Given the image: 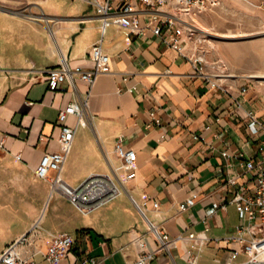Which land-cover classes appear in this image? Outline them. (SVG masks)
Masks as SVG:
<instances>
[{
  "label": "crops",
  "instance_id": "obj_1",
  "mask_svg": "<svg viewBox=\"0 0 264 264\" xmlns=\"http://www.w3.org/2000/svg\"><path fill=\"white\" fill-rule=\"evenodd\" d=\"M97 41L109 55V71L97 74L91 85L74 76L73 83L47 87L45 69L61 59L91 69L88 49ZM228 82L231 94L193 75L191 61L150 31L127 35L109 24L101 34L100 20L85 1L0 0V251L38 221L41 251L49 233L73 237L70 253L56 264H76L84 256L97 264H129L142 249H154L151 223L168 237L203 231L207 239L200 246L179 239L155 253L150 264L223 263L231 247L224 237L238 222L229 209L238 218L236 208L226 204L201 218L223 194V178L241 172L242 158L255 150L246 109L264 120L262 98L244 75ZM79 97L86 98L84 123L73 114L65 118L75 130L60 176L76 186L90 174L105 173L122 187L85 213L63 194L50 192L34 173L41 155L58 147V110ZM150 111L160 125L150 122ZM118 137L136 153L135 174L127 180L117 168ZM193 191L194 203L179 210ZM41 251L33 254L35 264L45 263Z\"/></svg>",
  "mask_w": 264,
  "mask_h": 264
},
{
  "label": "built area",
  "instance_id": "obj_2",
  "mask_svg": "<svg viewBox=\"0 0 264 264\" xmlns=\"http://www.w3.org/2000/svg\"><path fill=\"white\" fill-rule=\"evenodd\" d=\"M90 4L96 17L100 20L101 34L106 26L115 24L123 28L126 34H144L150 31L160 41L172 47L178 55L191 61L193 75H198L211 86L218 87L231 94L232 88L228 79L232 73L227 71L224 64L217 58L208 61L205 59L199 43L203 34L197 22V15L207 7L217 5L221 0H82ZM88 55L93 61L91 69H84L80 65L70 67L65 59L58 65L45 69L47 87L51 90L60 86L64 80L73 83V77L78 76L91 85L101 72L109 71V55L102 49L100 41L93 43L88 49ZM247 85H241L240 91H245ZM234 97V96H233ZM237 101V98L234 97ZM264 104V100H262ZM237 106L239 103L237 102ZM86 107V98H77L67 102L58 110L57 120L60 121V130L57 136V149L41 155L34 168L37 177L45 179L50 187V192L56 191L63 194L78 209L85 213L99 206L121 192L122 187L118 182L105 173L88 175L79 185L71 186L63 181L60 176L62 163L68 154L75 125L66 124L68 114L77 117V121L84 123L83 113ZM246 127L255 137V150L251 155L242 158L243 170L227 174L220 185L223 194L204 213L201 220L213 214L217 208L233 204L238 215V222L233 230L224 238L231 243L226 260L221 264H264V135L258 137L264 130V120H260L256 112L246 109ZM150 122L160 125L159 117L150 111ZM197 135H194V137ZM3 143L0 140V150ZM114 153L119 160L118 167L124 171L122 179L127 180L134 176L136 153L133 148H123L118 137L114 144ZM222 156H229L222 150ZM241 158V154H237ZM115 173V170L113 169ZM116 176V175H115ZM197 197L195 191L191 192L179 203V210H184L192 205ZM154 202V206H156ZM140 209V207L138 206ZM153 232L156 245L152 250L142 249L137 258L129 264H150L154 254L175 246L179 239L194 241L202 245L207 236L205 233L188 232L186 235L178 234L168 237L161 227L148 225ZM40 231L38 221H35L25 232L9 242L0 251V264H35L33 254L40 252L38 239ZM73 237L66 231L48 234L46 247L42 252L45 263L56 264L70 253ZM140 247L142 241H138ZM242 255V259L238 256ZM187 261L195 263L192 255H187ZM76 264H97L95 258L84 256Z\"/></svg>",
  "mask_w": 264,
  "mask_h": 264
},
{
  "label": "rangeland",
  "instance_id": "obj_3",
  "mask_svg": "<svg viewBox=\"0 0 264 264\" xmlns=\"http://www.w3.org/2000/svg\"><path fill=\"white\" fill-rule=\"evenodd\" d=\"M197 22L203 34L199 46L205 59L217 58L233 75L243 74L249 87L264 100V76L249 75L264 73L259 71L264 66V53L260 55L264 52V1L252 5L245 0H221L199 13ZM229 211L232 221L237 222L233 209Z\"/></svg>",
  "mask_w": 264,
  "mask_h": 264
},
{
  "label": "bare ground",
  "instance_id": "obj_4",
  "mask_svg": "<svg viewBox=\"0 0 264 264\" xmlns=\"http://www.w3.org/2000/svg\"><path fill=\"white\" fill-rule=\"evenodd\" d=\"M224 35H229V34H224ZM223 36V35H222ZM250 73V72H249ZM249 75H251V76H258V77H260V76H264V73H250Z\"/></svg>",
  "mask_w": 264,
  "mask_h": 264
}]
</instances>
